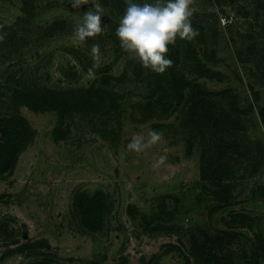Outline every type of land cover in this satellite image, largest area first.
<instances>
[{
    "label": "rangeland",
    "instance_id": "1",
    "mask_svg": "<svg viewBox=\"0 0 264 264\" xmlns=\"http://www.w3.org/2000/svg\"><path fill=\"white\" fill-rule=\"evenodd\" d=\"M75 2L32 0L27 12L23 0H0V117L27 86L112 92L95 115L63 120L56 109L18 106L32 135L0 175V264H203L190 255L192 242L222 232L233 237L215 247L218 257L264 264V0H193L198 35L168 46L172 65L163 74L121 47L115 30L126 0ZM97 3L102 31L80 39L76 28ZM194 55L213 76L201 77ZM175 81L186 97L198 85L212 109L179 104L166 89ZM198 112L215 113V125L205 127ZM56 128L65 137L54 139ZM153 131L162 134L155 142ZM134 138L148 146L129 149ZM215 170L220 185L210 179ZM220 190L229 191L227 202ZM96 193L104 212L91 230L75 206Z\"/></svg>",
    "mask_w": 264,
    "mask_h": 264
},
{
    "label": "trees",
    "instance_id": "2",
    "mask_svg": "<svg viewBox=\"0 0 264 264\" xmlns=\"http://www.w3.org/2000/svg\"><path fill=\"white\" fill-rule=\"evenodd\" d=\"M30 2L32 3V0H23L24 5L28 6L27 12L31 9V7H29ZM58 25L59 23L57 25L53 24L48 27L47 31H50V33L56 31ZM4 37L10 43H14L15 41V38L10 37L8 33L4 34ZM200 63L202 65H200ZM192 65L197 69L199 67L202 68L203 72L198 69L201 77L214 75V73H211L207 67L203 66L204 64L196 57V55L193 56ZM12 77L15 78V75H12ZM104 78V81H106L107 84L110 80V76H105ZM171 80L174 81L173 78H171ZM156 82L157 81H155L154 90L149 94L150 97L156 90ZM171 83V85L167 84L166 89L173 97L177 98L179 104L188 105L187 107L191 113H195L199 107L202 109H208L207 105L212 109L209 101L213 100L211 97L207 96L203 89L198 85L195 84L191 87L188 85L190 87V92L188 97H186L181 92L184 86L183 84H179L176 87V81ZM161 90L165 91V88H162ZM110 93L112 94L111 90H108V88L104 89V87L102 88L100 86L67 90H52L48 88L33 89L27 86L14 90L13 95L10 98L12 101V104L9 107L11 111L5 113L3 117H0V175L8 173L13 169L18 154L25 148L31 139L32 131L30 125L17 111L20 104H24L34 111L45 109L59 110L60 118L63 120L73 112H82L84 114L91 112L95 115L99 111L98 104L104 105V96L109 97ZM95 98L98 100H95ZM92 99H94V102H92ZM91 106L94 108H91ZM187 111L186 113H188ZM211 114L213 116L210 115L208 117L205 113L198 112L196 116L201 115V121L204 123L205 127L208 128L215 125L217 121L216 114L213 112H211ZM105 115L106 113H101V116L98 115L97 117L101 119V117H104ZM66 131L67 129L56 128L53 132L54 139L57 140L65 137ZM210 179L214 182L216 181V183H219L220 185L221 178H219L216 170ZM214 194L220 201L227 202L229 199L228 190H220ZM75 212L77 213L82 226L91 230L100 228L104 212V201L102 200L101 194L96 193L92 196H79L75 206ZM231 221L235 222V219L232 218ZM221 235L223 236H217V239L208 236L202 240V242H192L190 255L196 260H201L203 264H232L231 259L227 257H218L215 247H218V249L221 250V241L229 238L231 239L233 233L222 232ZM27 247L26 244H23L19 249L23 251ZM262 252V258H264V250ZM186 263H190V260L187 257ZM31 264H51V262L47 257H43ZM90 264L97 263L92 262ZM243 264H252V262L246 261Z\"/></svg>",
    "mask_w": 264,
    "mask_h": 264
},
{
    "label": "clouds",
    "instance_id": "3",
    "mask_svg": "<svg viewBox=\"0 0 264 264\" xmlns=\"http://www.w3.org/2000/svg\"><path fill=\"white\" fill-rule=\"evenodd\" d=\"M80 2L81 0H76L74 7H79ZM192 2L193 0H126L127 6L115 30L121 47L143 67L163 74L172 65V60L166 55L168 46L174 44L177 37L191 41L198 35L190 19ZM94 7L95 11L84 13L76 28L80 39L102 31L103 9L98 3ZM161 135L153 131L151 141L159 140ZM141 140L142 138H134L128 148L137 151L146 148L148 144L141 143Z\"/></svg>",
    "mask_w": 264,
    "mask_h": 264
}]
</instances>
